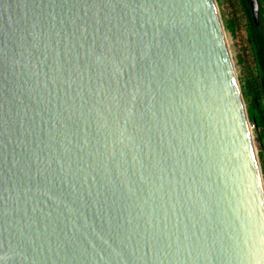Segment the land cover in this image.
Masks as SVG:
<instances>
[{
  "label": "water",
  "instance_id": "95a60500",
  "mask_svg": "<svg viewBox=\"0 0 264 264\" xmlns=\"http://www.w3.org/2000/svg\"><path fill=\"white\" fill-rule=\"evenodd\" d=\"M0 264H264L214 0H0Z\"/></svg>",
  "mask_w": 264,
  "mask_h": 264
},
{
  "label": "rangeland",
  "instance_id": "374dc122",
  "mask_svg": "<svg viewBox=\"0 0 264 264\" xmlns=\"http://www.w3.org/2000/svg\"><path fill=\"white\" fill-rule=\"evenodd\" d=\"M233 61L244 106L248 113L255 105L253 89L259 86V67L250 41V26L241 0H214ZM264 110V98L260 100ZM251 134L264 182V126L249 118Z\"/></svg>",
  "mask_w": 264,
  "mask_h": 264
},
{
  "label": "trees",
  "instance_id": "16d2710c",
  "mask_svg": "<svg viewBox=\"0 0 264 264\" xmlns=\"http://www.w3.org/2000/svg\"><path fill=\"white\" fill-rule=\"evenodd\" d=\"M250 26V41L259 67V86L253 89L255 105L249 110V118L256 126H264V110L260 100L264 98V24L257 26L248 0H241Z\"/></svg>",
  "mask_w": 264,
  "mask_h": 264
},
{
  "label": "flooded vegetation",
  "instance_id": "af4514ba",
  "mask_svg": "<svg viewBox=\"0 0 264 264\" xmlns=\"http://www.w3.org/2000/svg\"><path fill=\"white\" fill-rule=\"evenodd\" d=\"M248 2L251 7V1L248 0ZM257 2H258V16L256 17L253 11H252V14H253L254 20L256 21L257 26H262L264 24V0H257Z\"/></svg>",
  "mask_w": 264,
  "mask_h": 264
},
{
  "label": "bare ground",
  "instance_id": "6f19581e",
  "mask_svg": "<svg viewBox=\"0 0 264 264\" xmlns=\"http://www.w3.org/2000/svg\"><path fill=\"white\" fill-rule=\"evenodd\" d=\"M225 33V32H224ZM250 130H251V128H250ZM263 185H264V182H263Z\"/></svg>",
  "mask_w": 264,
  "mask_h": 264
}]
</instances>
